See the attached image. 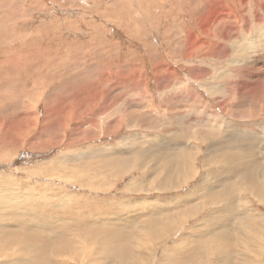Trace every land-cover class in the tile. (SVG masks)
<instances>
[{
	"label": "rangeland",
	"instance_id": "rangeland-1",
	"mask_svg": "<svg viewBox=\"0 0 264 264\" xmlns=\"http://www.w3.org/2000/svg\"><path fill=\"white\" fill-rule=\"evenodd\" d=\"M207 2L214 9L222 3L226 14L204 27L209 20L205 17L213 14L205 7ZM263 5L264 0H0V204L5 202L0 245L12 244L14 249L20 243L40 245L43 260L31 264H54L44 256L60 247L66 264H133L137 242L139 251L148 256L137 264H216L221 259L222 264H238L242 256L232 243L221 258L216 252L204 256V244L179 242L192 225L215 211L200 209L188 224H178L198 206L193 197L184 198L199 181L207 142L201 144L192 136L184 141L189 151L195 150L188 160L193 177L177 188L159 187L151 173L143 177L135 150L175 137L171 130L162 131L170 129L163 114L174 84L190 86L201 101L218 108L202 85L224 86V75L232 67L229 58L235 55L229 43L241 29L232 30V39L225 40L230 39L225 44L230 54L226 60L211 58L202 40L210 41V31L218 38L229 23L241 28L244 16L249 24L246 32L253 37L249 43L257 44L258 21L264 30ZM189 35L200 41L201 51L194 46L185 55ZM192 68L199 70L197 75ZM188 150H183L185 158ZM140 203L146 207L158 203L162 213L140 217ZM34 208L55 212V227L45 226L39 230L42 234L36 233L38 229L28 227L27 216L16 214ZM167 208L171 211L163 210ZM249 209L264 211V204L257 207L253 201ZM180 212L184 215L176 217ZM138 226L154 231L136 232ZM76 233L84 235L79 238ZM209 235L208 244L215 241ZM251 235L253 264H264V234ZM70 237L76 245H85L83 255L88 251L92 260L87 263L72 252Z\"/></svg>",
	"mask_w": 264,
	"mask_h": 264
},
{
	"label": "bare ground",
	"instance_id": "bare-ground-1",
	"mask_svg": "<svg viewBox=\"0 0 264 264\" xmlns=\"http://www.w3.org/2000/svg\"><path fill=\"white\" fill-rule=\"evenodd\" d=\"M245 1L246 0H241V2L243 3ZM210 3L211 2H207L205 7H207L208 11L213 14L207 15L205 17L209 18V20L205 22L204 27H207L212 19L216 20L218 18H222V16H225L226 14V9L223 8L224 5L222 3L217 9H214L213 6L208 5ZM246 19L247 17H242L243 22L241 28L237 27L236 29H234L229 23L228 26L224 27L222 32H220L221 34L220 36H218V38L214 37L215 35H213L212 31L208 32V35L210 37V41L208 43L203 42V40L201 39L203 47L207 45V47L204 48L211 51V53L213 54L211 58L215 59L217 57H220V59L226 60V58H228L230 54L228 53V48L225 46V44L226 42L228 43L230 39L228 41L225 40L230 37L232 39V30L241 29L240 32H237V35H235V39H232V41H230L229 43L234 49L233 53L235 55L229 58V60H233L231 62L232 67L227 68L226 75H224L227 77V80L224 82V86H219L221 83L218 84L217 82L214 84L213 82H207L202 85L205 91L210 95V97H213L212 103L217 105L218 108L213 109L214 106L208 105L205 102L201 101L196 93L189 88L190 86L188 87V85H185L183 87H178L177 84H174L176 88L172 87V89H175L177 95L175 96L172 89L170 90L169 102L165 107L167 113L163 114V116L167 117L170 121L169 123H167L170 126V129H167L166 127L163 129L162 127V131L165 132L167 130H171L175 137L173 139L170 137L171 139L164 141L165 143L154 142L145 149L140 148L135 150V154H137L138 157L137 161H140L141 165L143 166L139 167L142 170L141 174H143V177L145 175L148 176V174L150 175L151 173L154 175V182L158 183L159 187L164 188L165 186L167 188H177L179 184L188 182V180L193 177L191 175L193 173V170L188 160L191 159V155L189 153L194 154L195 150H193L194 152H191V150L189 151L188 146L184 145V141L192 136L193 140H197L196 142H199L201 144L207 142L205 146L206 153H204V155H206L202 157L200 163L202 173L201 176H199V181L197 185H195L196 187L192 189L188 197L184 198V200L187 201L188 199H190V197H193V199L196 201V205L198 206H195L194 209H189L191 210L189 212L193 213L189 214V212H187L178 224H182L183 221L184 223L188 224L191 219H194L199 215L200 209L203 210L210 207L214 208L215 211L203 216L199 222H196L194 225H192L190 231L188 232V235L186 236L185 234V237L179 240V242H181L182 244L184 243L185 245L190 244L191 242L193 243L195 241L198 245L204 244L206 246L203 249L204 256H212L214 255V252H216L218 253L217 256H221V258H223L222 253H224L225 251L223 249H226L228 244L232 243L233 247H235L236 252L239 251L238 254L242 256L238 264H253L254 258H252V247L254 246V244L252 241H254V237L251 234H254V232L264 234V211L261 209L257 211L249 209L250 202H256L257 207H259V205L261 204H264V132H262L264 131V47L261 45L264 41V30L262 25L258 26V21V24L256 23V26L258 27L257 33L259 34L255 33V37L257 39L254 38V40L258 43H255L256 45L254 43L250 44L249 42L253 37H251L249 33L246 32V29L248 28L247 25H249ZM214 38L217 41H215ZM258 38L260 39L259 41ZM199 44V40L194 41V39H192V37L189 35V38L184 41L182 54H185L184 52L186 49L190 50L194 46H197L196 49L200 52L201 47ZM258 48L261 49V51H255ZM205 54H207L206 51ZM185 55H188V53H186ZM196 70L197 69L194 68L192 71L194 75H197L195 74ZM218 93H221V95L218 96V98L214 97V95ZM221 111L222 117L220 116ZM260 116L263 118L262 120L258 119ZM257 120L260 121L254 124L252 123L253 121ZM173 128H175V130ZM220 134H223V136L219 137L218 135ZM180 138L183 139L181 142L179 141ZM133 140H135V138H133ZM192 148L194 147L192 146ZM185 149L188 150V154L186 156L187 158H185L183 153V150ZM148 165H151L149 168L151 172H147ZM111 172L112 175H116V172L114 170H111ZM146 178L147 177H145V179ZM101 186L104 187V185ZM182 198L180 200H183ZM240 198H242V203H240ZM143 203H146V201ZM143 203H140L139 205V215L137 213L139 210L136 212L138 216H148L149 218V215L156 214L160 216V214L162 213V207L159 206L158 203H156V205H150L147 207V203ZM4 204L5 202L0 204L1 214H3L2 210H4L5 208L3 206ZM127 204H129V202ZM161 204L163 205V203ZM163 210L171 211L168 208ZM6 211L13 213L10 208H6ZM123 211L125 210L123 209ZM49 213L45 214V212H42L39 209L35 208L27 210L26 212H24V210L16 212V214H18L17 216H27L28 221L26 222H28L29 224H27L28 227L38 229L37 231L35 230V232L41 234L42 232L39 230H43L46 227H51L52 229L56 225L54 218L55 212L53 213L51 211ZM181 214L183 213L180 212L176 217L180 218V216H182ZM133 217H135V215ZM190 217L193 218L190 219ZM151 218H153V216ZM23 219L26 220V217ZM134 220L132 222H135ZM67 223L69 224V221ZM60 225L63 226L64 223ZM140 228H144L147 232L150 233L154 231L153 228L148 226H138L136 232H139ZM157 230L159 231V228ZM76 234L79 238L83 237L84 235V233ZM209 234L214 236L215 241L211 243L209 242L208 244L205 240L210 236ZM0 237L2 238V234ZM5 238L8 237H4V240H6ZM74 240V237H70L69 239V241H71L69 242V244L71 246L70 248L72 249V252L77 253V255L81 254L84 257L83 254H85L84 252L86 251L85 245H76L77 243H75ZM72 243L73 245H71ZM6 244H8V242ZM137 245L138 242L136 243V247L133 251L135 254L131 256V263L133 264H137V260L141 259L142 257H148L146 255V252L139 251ZM178 245L179 244L174 245L176 249L178 248ZM60 248L52 250L51 253L49 251V254L47 252L48 256H44V259H46V261H52V263L54 264H66V261L64 260L65 258H60L61 256H63L61 254L62 250ZM16 249L12 247V244L11 247L8 248L0 245V264H31L34 259L43 260V247H41L40 245L36 246L35 244L30 245L28 243H20L16 245ZM36 249L38 252L36 251ZM240 249H242V254L240 253ZM39 256L41 258H39ZM84 258L87 263L88 260H92L88 259V251ZM208 263L209 262H205L203 264ZM215 263L222 264V259L220 260V262L216 260ZM38 264L43 263L39 262ZM195 264H197L196 261Z\"/></svg>",
	"mask_w": 264,
	"mask_h": 264
}]
</instances>
